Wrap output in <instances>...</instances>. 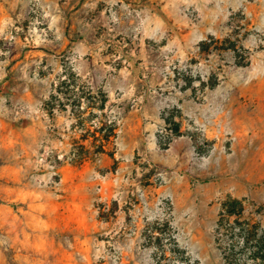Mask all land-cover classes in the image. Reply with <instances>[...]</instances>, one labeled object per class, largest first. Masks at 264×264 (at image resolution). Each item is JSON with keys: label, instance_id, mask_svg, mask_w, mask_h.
<instances>
[{"label": "rangeland", "instance_id": "374dc122", "mask_svg": "<svg viewBox=\"0 0 264 264\" xmlns=\"http://www.w3.org/2000/svg\"><path fill=\"white\" fill-rule=\"evenodd\" d=\"M228 195L264 210V0H0V264H227Z\"/></svg>", "mask_w": 264, "mask_h": 264}, {"label": "trees", "instance_id": "16d2710c", "mask_svg": "<svg viewBox=\"0 0 264 264\" xmlns=\"http://www.w3.org/2000/svg\"><path fill=\"white\" fill-rule=\"evenodd\" d=\"M115 134L112 126L106 132L95 130L92 135L94 143H98L93 152H105L106 142ZM70 153L74 160H85L90 151L84 144L76 142V148L74 146ZM247 209L245 197L228 195L221 204L215 227V241L227 264H264V223L261 218L256 217L263 216L264 210Z\"/></svg>", "mask_w": 264, "mask_h": 264}]
</instances>
